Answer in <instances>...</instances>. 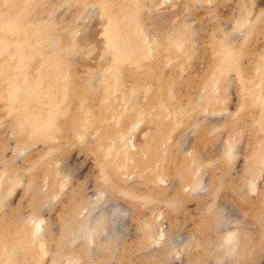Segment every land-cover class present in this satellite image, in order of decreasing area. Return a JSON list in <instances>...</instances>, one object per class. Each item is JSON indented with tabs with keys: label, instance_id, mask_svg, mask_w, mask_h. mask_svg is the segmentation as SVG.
<instances>
[{
	"label": "rangeland",
	"instance_id": "obj_1",
	"mask_svg": "<svg viewBox=\"0 0 264 264\" xmlns=\"http://www.w3.org/2000/svg\"><path fill=\"white\" fill-rule=\"evenodd\" d=\"M263 58L264 0H0V263L264 264Z\"/></svg>",
	"mask_w": 264,
	"mask_h": 264
},
{
	"label": "bare ground",
	"instance_id": "obj_2",
	"mask_svg": "<svg viewBox=\"0 0 264 264\" xmlns=\"http://www.w3.org/2000/svg\"><path fill=\"white\" fill-rule=\"evenodd\" d=\"M110 1H111V0H110ZM33 3H34V2H33ZM111 7H112V6H111ZM108 8H109V7H108ZM117 8H118V7H117ZM245 9H247V8H245ZM113 11H114V10H113ZM113 11H112V12H113ZM249 11H250V10H249ZM247 12H248V11H247ZM20 17H21V16H20ZM22 19H23V18H22ZM24 19H25V18H24ZM23 24H24V22H23ZM15 25H16V24H15ZM25 25H26V24H25ZM11 26H12V25H11ZM20 26H21V25H20ZM23 26H24V25H23ZM23 26H22V28H24ZM16 27H17V26H16ZM42 27H43V26H42ZM113 27H114V26H113ZM235 27H236V26H235ZM30 28H31V27H30ZM37 29H38V28H37ZM22 30H24V29H22ZM22 30H19V31H22ZM30 30H31V29H30ZM30 30H28V31H30ZM38 30H41V29L39 28ZM8 31H9V30H8ZM14 31H15V30H14ZM17 31H18V30H17ZM26 32H27V31H26ZM1 33H2V32H1ZM13 33H14V32H13ZM21 33H22V32H21ZM28 33H29V32H28ZM39 33H40V32H39ZM43 33H44V32H43ZM133 33H134V32H133ZM180 33H181V32H180ZM17 34H18V33H17ZM32 34H33V33H32ZM135 34H136V32H135ZM13 35H14V34H13ZM21 35H22V34H21ZM27 35H29V34H27ZM27 35H26V36H27ZM2 36H3V35H2ZM35 36L38 37V35H35ZM35 36H34V38L36 39ZM9 37H10V36H9ZM15 37H16V36H15ZM40 37H41V36H40ZM17 38H18V37H17ZM11 39H12V38H11ZM37 39H38V38H37ZM40 39H41V38H40ZM152 39H154V38H152ZM134 40H135V39H134ZM22 41H23V40H22ZM36 41H37V40H36ZM141 41H142V40H141ZM162 41H163V40H162ZM189 41H190V39H189ZM221 41H222V40H221ZM224 41H225V40H224ZM143 42H144V41H143ZM143 42H142V43H143ZM144 43H145V42H144ZM145 44H146V43H145ZM185 44H186V43H185ZM220 44H221V43H220ZM148 45H149V42H148ZM154 45H155V44H154ZM222 45H223V44H222ZM225 45H227V44H225ZM136 46H137V45H136ZM136 46H135V47H136ZM141 46H142V45H141ZM227 46H228V45H227ZM184 47H185V46H184ZM184 47H183V48H184ZM216 47H217V46H216ZM220 47H221V46H220ZM222 47H223V46H222ZM228 47H229V46H228ZM141 48H142V47H141ZM5 49H6V48H5ZM19 49H20V47H19ZM19 49H18V50H19ZM22 49H23V48H22ZM221 49L223 50V48H220V50H221ZM122 50H123V49H122ZM122 50H121V51H122ZM132 50H134V49H132ZM143 50H144V48H143ZM150 50H151V49H150ZM150 50H149V54H150ZM154 50H155V49H154ZM125 51H127V50H125ZM129 51H130V50H129ZM146 51H148L147 48H146ZM146 51H145V52H146ZM151 51H152V50H151ZM224 51H225V47H224ZM130 52H131V51H130ZM130 52H129V53H130ZM141 52H144V51H141ZM123 53H125V52H123ZM132 53H133V51H132ZM217 53H218V52H217ZM222 53H223V51L221 52V54H222ZM2 54H3V53H2ZM23 54H24V53H23ZM228 54H229V53H228ZM228 54H227V55H228ZM5 55H6V54H5ZM7 55H10L11 57L14 56V55H11V54H7ZM131 55H133V54H131ZM143 55H145V53H143ZM179 55H180V54H179ZM222 55H223V54H222ZM10 56H8V57H10ZM225 56H226V55H225ZM229 56H230V55L227 56L228 59H229ZM11 57H10V58H11ZM15 57H16V56H15ZM15 57H13V59H15ZM23 57H24V56H23ZM26 57H27V56H26ZM133 57H134V56H133ZM158 58H159V57H158ZM224 58H225V57H224ZM4 59H5V58H4ZM26 59H27V58H26ZM130 59H131V58H130ZM137 59H138V58H137ZM263 59H264V58H263ZM263 59H262V60H263ZM9 60H11V59H9ZM16 60H17L18 62H23V61H24V60H22L21 57H18ZM55 60H56V59H55ZM223 61H224V60H223ZM258 61H259V60H258ZM225 62H226V61H225ZM14 63L16 64L17 62L15 61ZM175 63H176V62H175ZM228 63H229V62H228ZM228 63H227V64H228ZM259 63H260V62H259ZM259 63H258V64H259ZM3 64H4V63H3ZM20 64H21V63H19L18 65H20ZM57 64H58V63H57ZM0 65H1V64H0ZM5 65H6V64H5ZM7 65H8V64H7ZM138 65H139V64H138ZM255 65H257V64H255ZM261 65H262V64H261ZM1 66H3V65H1ZM13 66H14V65H13ZM13 66H12V67H13ZM21 66H23V65H21ZM117 66H118V65H117ZM230 66H231V65H230ZM14 67H15V66H14ZM14 67H13V68H14ZM16 67H17V66H16ZM16 67H15V68H16ZM257 67H258V65H257ZM262 67H263V66H262ZM262 67H260V68H262ZM0 68H1V67H0ZM2 68H3V67H2ZM2 68H1V69H2ZM146 68H147V67H146ZM3 69H5V68H3ZM263 69H264V68H263ZM260 70H261V69H260ZM146 71H147V70H146ZM1 72H2V70H1ZM48 72H49V71H48ZM258 72H259V71H258ZM261 72H262V71H261ZM263 72H264V70H263ZM3 73H5V72H3ZM15 73H16V72H15ZM57 73H58V72H57ZM57 73H56V74H57ZM117 73H118V72H117ZM214 73L216 74V71H214ZM0 74H1V73H0ZM5 74H6V73H5ZM5 74H4V75H5ZM48 74H50V73H48ZM54 74H55V73H54ZM56 74H55V75H56ZM258 74H259V73H258ZM11 75H12V74H11ZM17 75H18V74H16L15 76H17ZM44 75H45V74H44ZM44 75H43V76H44ZM50 75H51V74H50ZM106 75H109V74H107V72H106ZM261 75H262V74H261ZM56 76H57V75H56ZM56 76H54V78H55ZM60 76H61V75H60ZM102 76H103V78H105L104 75H102ZM258 76H259V75H258ZM6 77H7V78H2V79L0 80V83H1V82H3V83L7 82V83H6V86H9V85L11 86V85H12V84H11L12 82L10 83V79L8 78L7 74H6ZM12 77H13V75H12ZM41 77H42V76H41ZM45 77H46V76H45ZM45 77L43 78V80L46 79ZM120 77H121V76H120ZM13 78H14V77H13ZM103 78H102V79H103ZM116 78H118V77L116 76ZM124 78H125V77H124ZM41 79H42V78H41ZM52 79H53V78H52ZM61 79H62V78H61ZM119 79H120V78H119ZM119 79H116V80H119ZM2 80H3V81H2ZM49 80H50V79H49ZM138 80H139V79H138ZM258 80H259V79H258ZM262 80H263V79H262ZM4 81H5V82H4ZM41 81H42V80H41ZM44 81H46V80H44ZM44 81H43V84H44ZM47 81H48V80H47ZM121 81H122V80H121ZM140 81H141V80H140ZM111 82H112V81H111ZM117 82H118V81H116V83H117ZM65 83H66V82H65ZM257 83H258V82H257ZM36 84H37V81H36V83H34V85L36 86ZM46 84H47V83H46ZM109 84H110V83H109ZM13 85H14V88H12L13 86H12V87L9 86V87L11 88V90H10L11 92H10V93H11L12 96L16 97V96H15V94H16V90H17L18 88H20V87H18V84L16 85V83L13 84ZM255 85H256V84H255ZM255 85H254V86H255ZM259 85H260V84H259ZM21 86H22V85H21ZM37 86H38V85H37ZM115 86H116V85H115ZM121 86H122V84H121ZM10 88H9V89H10ZM37 88H38V87H37ZM40 88H41V87H40ZM40 88H39V89H40ZM259 88H260V87H259ZM6 89H7V88H6ZM39 89H36V91L39 90ZM39 91H40V90H39ZM121 91H122V90H121ZM256 91H257V90H256ZM260 91H261V90H260ZM37 92H38V91H37ZM129 92H130V91H129ZM133 92H134V91H133ZM133 92H131V94H132ZM208 92H210V91H208ZM6 93L8 94L9 92L6 91ZM10 93H9V94H10ZM34 93L36 94V92H34ZM206 93H207V92H206ZM9 94H8V95H9ZM8 95H7V96H8ZM18 95H20L22 101H28V100L30 99L29 95L24 94L23 92H22V94H21V93H20V94L18 93ZM18 95H17V96H18ZM32 95H33V93H32ZM63 95H64V94H63ZM65 95H66V94H65ZM114 95H115V94H114ZM7 96H5V97L7 98ZM40 96H41V95H40ZM130 96H131V95H130ZM11 98H12V97H11ZM63 98H64V97H63ZM110 98H111V97H110ZM148 98H149V97H148ZM207 98H208V97H207ZM31 99H32V98H31ZM31 99H30V100H31ZM209 99H210V98H209ZM3 100H4V98H3ZM3 100H2V101H3ZM5 100H6V99H5ZM5 100H4V102H5ZM32 100H33V99H32ZM32 100H31V101H32ZM80 100H81V99H80ZM82 100H83V99H82ZM254 100H255V99H254ZM0 101H1V100H0ZM2 101H1V102H2ZM22 101H20V104H21ZM94 101H95V100H94ZM10 102H11V101H10ZM10 102H9V103H10ZM37 102H38V101H37ZM27 103H28V102H27ZM22 104H23V103H22ZM22 104H21V105H22ZM24 105H26V104H24ZM33 105H34V103H33ZM50 105H51V104H50ZM81 105H82V104H81ZM134 105H136V104H134ZM15 106H16V105H15ZM22 107H23V105H22ZM47 107H48V106H47ZM84 107H85V106H84ZM123 107L125 108V106H123ZM162 107H163V106H162ZM35 108H36V107H35ZM54 108H55V106H54ZM134 108H135V107H134ZM23 109H25V108H23ZM28 109H29V108H28ZM36 109H37V108H36ZM78 109H79V108H78ZM78 109H77V110H78ZM25 110H26V109H25ZM116 110H117V109H116ZM123 110H124V109H123ZM129 110H130V109H129ZM129 110H128V112H129ZM132 110H133V109H132ZM141 110H142V108H141ZM141 110H140V111H141ZM166 110H167V109H166ZM45 111H46V110H45ZM125 111H126V110H125ZM130 111H131V110H130ZM135 111H136V109H135ZM143 111H144V109H143ZM18 112H19V111H18ZM83 112H84V111H83ZM83 112H82V113H83ZM138 112H139V111H138ZM21 113H22V112H21ZM26 113H28V112H26ZM30 113H31V111H30ZM45 113H46V112H45ZM89 113H90V112H89ZM126 113H127V112H126ZM145 113H146V112H145ZM260 113H261V112H260ZM17 114H18V113H17ZM22 114H23V113H22ZM48 114H49V113H48ZM136 114H137V113H136ZM139 114H140V113H139ZM142 114H144V113H142ZM172 114H173V113H172ZM262 114H263V113H262ZM53 115H54V114H53ZM119 115H120V114H119ZM132 115H134V114H132ZM23 116H25V114H23ZM51 116H52V115H51ZM54 116H55V115H54ZM54 116H53V117H54ZM83 116H84V115H83ZM87 116H88V115H87ZM91 116H92V115H91ZM123 116H124V115H123ZM126 116L128 117L127 114H126ZM129 116H130V115H129ZM134 116H136V115H134ZM139 116H140V115H139ZM169 116H170V115H169ZM38 117H39V116H38ZM47 117H48V115H47ZM53 117H50V118L48 117V118L51 119V118H53ZM75 117H76V116H75ZM112 117H113V116H112ZM112 117H111V118H112ZM23 118H24V117H23ZM78 118H79V117H78ZM87 118H88V117H87ZM92 118H93V117H92ZM120 118H121V117H120ZM26 119H27V118H26ZM38 119H39V118H38ZM41 119L44 120L43 118H41ZM49 119H48V120H49ZM54 119H55V117H54ZM117 119H119V118H117ZM131 119H132V118H131ZM109 120H110V119H109ZM158 120H159V119H158ZM164 120H165V119H164ZM40 121H41V120H40ZM44 121H45V120H44ZM46 121H47V120H46ZM117 121H118V120H117ZM48 122H49V121H48ZM50 122H53V120L50 121ZM118 122H119V121H118ZM122 122H123V121H122ZM36 123H37V122H36ZM39 123H40V122H39ZM54 123H55V120H54ZM54 123H53V124H54ZM115 124H116V123H115ZM127 124H128V123H127ZM127 124H126V125H127ZM139 124H140V119H139V120H135V121H131V122L129 123V125H128V126H129V128H128V129H129V130H128V133H129L130 135H132L133 132L137 130ZM36 125H38V124H36ZM81 125H82V124H81ZM89 125H90V124H89ZM116 125H117V124H116ZM116 125H115V126H116ZM39 126H42V125H38V127H39ZM121 126H122V125H121ZM121 126H119L120 129H119L118 132L121 134V137H122L123 139H125L126 135H125L124 131L122 130L123 127L121 128ZM128 126H127V127H128ZM38 127H37V128H38ZM51 127H53V126H51ZM116 127H117V126H116ZM40 128H41V127H40ZM40 128H39V129H40ZM114 131H115V130H113V132H114ZM156 131H157V130H156ZM126 132H127V131H126ZM128 133H127V134H128ZM116 135H117V134H116ZM118 135H119V134H118ZM119 137H120V136H119ZM112 138H113V137H112ZM112 138H111V139H112ZM108 140H110V139H108ZM120 140H122V139L120 138ZM114 141H115V139H114ZM114 141H113V144H114ZM109 142H110V141H109ZM166 142H167V141H166ZM111 144H112V143H111ZM115 145H116V144H115ZM132 145H133V144H132ZM113 147H114V146H113ZM117 147H118V146H117ZM119 147H120V146H119ZM115 149H116V148H115ZM109 150H112V151H113V149H111V148H110ZM112 151H109V152H112ZM118 160H120V159H118ZM124 162H125V161H124ZM121 166H122V165H121ZM0 187H2V183H1V182H0ZM198 187H200V186H198ZM198 187H197V188H198ZM101 193H102V192H101ZM101 193H100V195H101ZM100 195L98 194V195H96V196H100ZM103 196H104V195H103ZM101 197H102V196H101ZM105 200H106V199H100V202H102V203H101V205H100L99 210H98L96 213H94L92 216L90 215V218H91L90 220L92 221V223H94V222H95V223L101 222V221H100V218H101V215H102L101 212L103 211V209H104V207H105V205H106V204H105V203H106ZM107 202H108V201H107ZM2 203H3V202H2ZM109 203H110V202H109ZM97 204H98V203H97ZM2 205H3V204H2ZM109 205H110V204H109ZM122 207H123V206H122ZM111 208H112V213H109V214H111V215H110V219H111V218L114 219V225L112 226V229H113L112 232H115V233H113V234H115V236H118V235H119V233H118L119 230H122V232L125 231V230H124V229H125V224H124V222H122V219L124 218V216H125L124 214H126V213H124V210H125V209H124V210L121 209L120 206H119V204H113V206H112ZM124 208H125V207H124ZM83 210H84V209H83ZM94 210H95V209H94ZM110 210H111V209H110ZM92 212H93V211H92ZM29 218H30V217H29ZM125 219H126V218H125ZM104 220H105V219H104ZM29 221H30V223H31V222L34 223V228H33V231L35 232L34 234H39V232H40L41 229H42V221H43L42 218H40V219H36V220L30 219ZM112 223H113V222H112ZM98 224H99V223H98ZM100 224L102 225V223H100ZM101 225H100V226H101ZM85 226H86V225H85ZM95 227H96V226H95ZM95 227H94V228H95ZM94 228L92 227L91 222H90V224L88 223L87 226H86L85 231H83V232H84L83 234H85V235L87 236V238L90 239V238L92 237V235H93V234H92V230H93ZM83 229H84V228H83ZM105 230H106V229H105ZM80 231H81V230H80ZM227 233H228V232H227ZM76 234H77V233H76ZM79 234H80V233H79ZM40 235H41V234H40ZM40 235H39V236H40ZM69 235H70V234H69ZM159 235L162 236L163 233L161 232V233H159ZM236 235H237V233L235 232V230H231V231L228 233V235H227L225 241H226L230 246H233V245H234L233 243H234V241L236 240ZM75 237H76V236H75ZM174 237H175V236H174ZM156 239H158V238H156ZM156 239H155V240H156ZM179 239H180V238H178V237L174 239V242H175L177 245H180V244L184 241V240H182V238H181V240H179ZM30 240H31V239H30ZM24 241H25V240H23V242H24ZM32 241H33V239H32ZM90 241H91V240H90ZM152 241H153V240H152ZM236 241H237V240H236ZM26 242H27V241H26ZM35 242H36V241H35ZM170 242H171V240H170ZM30 243H31V242H30ZM175 243H174V244H175ZM21 244H22V243H21ZM32 244H33V243H31V245H32ZM229 245H228V246H229ZM182 246H183V245H182ZM224 246H225V245H224ZM230 246H229V247H230ZM7 247H8V244H4V245H2L1 248H0V253H1V251L4 252V251L7 249ZM26 247H27V246H26ZM40 247H41V244H40ZM31 248H32V247H31ZM38 248H39V247H38ZM231 250H232V249H231ZM11 251H12V250H11ZM37 251H38V250H37ZM40 251H41V250H40ZM223 251H224V250H223ZM211 252H212V251H211ZM174 253H175V252H174ZM178 253H179V252H178ZM34 254H36V253H34ZM224 254H225V253H224ZM224 254H223V255H224ZM3 255L6 256L4 253H3ZM10 256H11V255H10ZM10 256H8V257H10ZM2 257H3V256H2ZM8 257H7V260L9 259ZM35 257H36V256H35ZM37 258H38V256H37ZM3 260H4V259H3ZM67 260H68V259H67ZM9 261H11V259H10ZM76 261H77L76 258H72V259H69V260H68V263H67V264H74V262L76 263ZM7 262H8V261H7ZM2 263H4V262L2 261ZM0 264H1V263H0ZM5 264H6V261H5ZM29 264H30V262H29ZM77 264H78V263H77Z\"/></svg>",
	"mask_w": 264,
	"mask_h": 264
}]
</instances>
